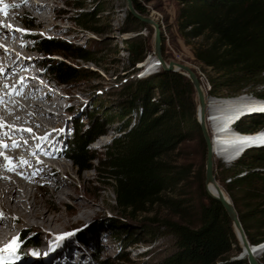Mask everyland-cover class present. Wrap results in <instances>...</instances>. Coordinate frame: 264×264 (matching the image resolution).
Here are the masks:
<instances>
[{
	"label": "rangeland",
	"instance_id": "1",
	"mask_svg": "<svg viewBox=\"0 0 264 264\" xmlns=\"http://www.w3.org/2000/svg\"><path fill=\"white\" fill-rule=\"evenodd\" d=\"M20 1L3 0V3L0 5V16L8 14L9 16L16 15L18 18L17 20L4 22L3 28L0 29V32L13 35L14 40L13 42H6L7 44L1 42L0 52L5 51V53H9L7 55H16L17 58L12 62L11 70H15V79L17 81L20 80L19 77L22 73L27 74L25 70L18 69L20 61L25 60L26 63L31 64L28 74L34 76L43 86L38 94L29 95V99L27 100L35 102L36 107L44 108L51 112V114L56 115L60 120L56 124L45 125V134H52L48 136L44 143L37 145V147L32 146L28 148V151L21 150V146H17V148L10 151L0 148V153L4 157L10 158L11 163L17 166L20 163L13 161L16 155L26 161L27 157L43 160L45 159L44 157H50L52 159L54 154L58 153V158L71 167V174L65 175L59 167L53 166L54 177L43 170L42 175L36 177V181L31 179L29 182L37 186L39 190L38 195L41 199L47 197L44 187L40 185L44 179L52 184L54 179L60 177L65 181L73 182L75 188L63 187L64 190L66 189L65 191H68V193L64 194L66 198L63 195L61 197L65 202L62 205V212L65 216L67 215L64 222L52 225L19 224L12 230L9 241L15 240L17 242L15 246L24 254H19V260L15 261V264H36L40 262L41 258L38 257V253H45L48 250L55 251L56 253L54 254L57 259L55 261L54 255H51L47 258L49 260L46 264H100L105 261L109 264L157 263L172 251L173 237L164 231L158 234L145 232L144 229L150 226L145 224L147 221H145L146 218L144 216L154 218L158 216L176 220L181 219L180 216L174 215V212L170 208L159 204H155L148 214L138 217H132L120 211L115 203L113 186L107 182V178L104 176L105 172L100 169L99 162V159L104 158L106 146L111 144L112 139L120 134V127L124 120L122 121L117 113L121 109L122 94L127 91L124 87L129 83H133L135 79H139L136 73L141 72L142 68L144 69V67L139 68L138 64L139 70H134L131 67L124 39L138 37V34L148 36L150 44L148 56L152 55L153 57L154 29L148 26L139 32L121 31L127 17L126 0H78L83 4V8H76L73 4L76 0H54L55 2L50 0V6L57 8L56 13L60 15V17L54 20L53 24H50V13L44 12L45 10L43 9L41 11L34 8L35 4L44 5L40 0H27L25 3H19ZM139 1L146 7L147 15L154 17L162 26V55L165 60H177L189 63L199 76L203 88L207 92V96H211L210 98L219 101L232 100L222 99L223 97L209 94L211 89L209 76L214 75V72L212 68L199 62L194 55V50L204 40L200 37L187 42L179 33L177 25L178 10L181 7L179 0ZM13 5H17L18 7H13ZM101 6L104 7V10L99 12L98 18H96L98 21L92 22V24L94 27L101 28L105 32L96 33L85 29L76 20L79 13L92 12ZM40 12L49 18L44 23L41 22ZM18 29L24 31H18ZM38 35L64 39L83 45L85 48L98 53L97 57L103 67L91 62L85 63L81 59H74L75 65L83 68L85 74L74 78L68 83H62L54 74L49 72V59L53 56L57 58H62V56L49 55L40 51L39 44L36 42ZM117 50H119V53H117ZM161 70L163 68L159 66L156 72ZM3 74L5 73H0V83L5 81ZM256 81L258 79L248 80L240 94H244L243 96L248 98H257L255 94L264 93V86L256 84ZM24 86L26 94L30 88V83L29 86ZM55 86H60L59 88L64 90V93L62 92L64 96L60 95V98H57L59 95L55 96ZM49 87L51 88V99L56 102L58 101L62 105L59 110L45 105L43 100H41V94L49 90ZM12 88L9 85L6 88H2V93L7 97L2 99L0 107L6 110H13V104L17 101H19L17 102L18 104H23L26 107V99L24 100L22 97L24 92L21 95H15L10 92ZM223 93H227L226 90H221L219 95ZM157 94H155L156 97H158ZM192 95L197 100L194 86ZM62 101L66 103V107H64ZM29 111V114H33V117L36 118L35 112L31 109ZM132 117V122H134L135 116ZM4 118L3 115L0 117V123L8 124ZM97 124H105L104 130L106 134L98 136L89 145L90 153L96 157L91 162L92 169H79L67 157L79 136L84 133V129L87 126L91 129ZM247 124L252 125L253 122L249 120ZM15 125V128L21 126L25 129H31L28 123L25 125L16 123ZM8 131L9 129L6 127L5 131L0 129V142L5 145L9 142L14 143L17 140L16 138L20 137ZM35 134H33L35 137L42 135L37 132ZM23 140L24 145H28L29 140L26 138ZM250 155L246 156V163L253 161ZM166 160L173 168L184 170L186 176L178 187L169 192V195L184 201L185 204H192L189 206L192 207L190 209V218L192 217L196 221V209L205 200L202 184L205 186L206 159L204 161L202 158L199 140H192L181 144L177 150L170 152L166 156ZM8 161L0 163L1 166L4 165L2 171L4 170L6 174L9 173L17 176L19 173L18 175L27 178L31 172L36 173L37 167L27 170L24 165L21 167V164L18 171H8ZM215 165L216 170L223 174H231L235 171L234 168H230V164L225 163L218 156L215 157ZM202 174L204 175V180H202ZM82 175H87V178L85 180L80 179L79 176ZM229 181L230 176H227L225 183ZM219 182L225 189V183L220 180ZM262 183L261 180H257L254 185L261 187ZM226 193L229 195L227 191ZM235 193L238 197L239 207L244 208L242 190H236ZM75 203L80 206L82 204L83 208L85 206L88 207L84 208L83 213L72 211V206ZM55 204L59 205L60 203L55 202ZM120 229H128L131 231V237L141 238L145 241L125 248L124 245L127 239H120L117 232ZM61 236H65V239H58ZM263 256L264 253L259 258ZM9 262L12 264L11 259H9Z\"/></svg>",
	"mask_w": 264,
	"mask_h": 264
},
{
	"label": "trees",
	"instance_id": "2",
	"mask_svg": "<svg viewBox=\"0 0 264 264\" xmlns=\"http://www.w3.org/2000/svg\"><path fill=\"white\" fill-rule=\"evenodd\" d=\"M132 1L140 13H148L139 0ZM179 3L177 25L181 36L187 42L200 37L204 40L194 50V55L214 72L209 76V94L238 96L248 80L258 79L256 84L264 86V0H179ZM73 4L83 8L78 0ZM103 10L101 6L92 12H81L76 20L85 29L103 33V29L92 24L98 21L96 18ZM147 27L127 12L121 31L139 32ZM138 35L124 39L128 61L134 70H139L137 64L144 62L150 52L148 36ZM36 42L40 51L62 56L49 59V72L62 83L85 74L83 68L75 65L74 59L103 67L98 53L83 45L42 35L36 37ZM124 89L127 91L122 94L121 109L117 113L124 121L119 136L112 139L106 146L104 158L99 159L100 169L113 186L115 203L120 211L138 217L148 214L155 204H159L180 216L179 220L144 216L147 221L144 223L150 226L144 229L145 232L158 234L164 231L173 237L172 251L155 264H249L247 259H232L242 250L232 221L203 184L205 200L196 209V221L190 218L192 207L189 206L192 204L169 195L186 177L184 170L173 168L167 162L166 156L170 152L185 142L198 139L202 158L206 159V145L196 118L197 101L192 95L190 80L181 73L163 69L135 79ZM221 90L227 93L219 95ZM255 97L264 99V93L255 94ZM132 116H135L134 122ZM249 120L252 125L247 124ZM104 126L97 124L91 129L87 126L72 146L67 158L77 168L92 169L91 162L96 157L90 153L89 145L98 136L106 134ZM236 128L242 132H258L264 128V113L243 118ZM249 154L253 161L246 163ZM230 168L235 171L223 174L215 165L216 178L225 183L226 177L230 176L225 189L249 241L252 244L264 242V147L247 150ZM257 180L263 182L261 187L254 185ZM240 189L244 208L239 207L235 193ZM117 232L120 239H127L125 248L145 241L131 237L128 229ZM259 260L264 264V256Z\"/></svg>",
	"mask_w": 264,
	"mask_h": 264
},
{
	"label": "bare ground",
	"instance_id": "3",
	"mask_svg": "<svg viewBox=\"0 0 264 264\" xmlns=\"http://www.w3.org/2000/svg\"><path fill=\"white\" fill-rule=\"evenodd\" d=\"M40 2H42V4L44 5H39L34 3L35 4L34 8H37L38 10L43 9L45 10L44 12L50 13V24H53L54 20L60 17V15L56 13L57 8H52V6H50L51 4L50 0H42V1L40 0ZM53 2L55 1L53 0ZM19 3H25V0H21ZM42 14L43 13L40 12L41 22L44 23L49 18L45 17ZM10 16L8 14L0 16V29L3 28L4 22L6 21L10 22L11 20L18 19L16 15H10ZM12 36L13 35L6 34L5 32H0V43L13 42L14 40ZM7 54L9 53H5V51L0 52V60H1L0 73H5L3 74V79L5 81L3 83H0V100L5 99V97H7L5 94L2 93L3 92L2 88L4 87L6 88V86L8 85L10 87H13L14 90L18 89L21 86L24 91L25 89L24 85H26L27 87V85L29 86L30 83L29 86L30 88L28 89V92L26 94L24 92V94L22 95L24 100L26 99L25 101L26 107L23 106V104H18L17 102L19 101L13 104L14 105L13 110L7 109L9 110L7 111L6 109L0 107L2 112L0 115L1 116L3 115L5 117L4 118L5 121H7L8 123L5 124L2 122L4 126L0 127V129L5 131V127H6L7 129H9L8 132L20 136L16 138L17 140L14 143L13 142L7 143L6 144L8 145L7 148H3V147L0 148H2L3 150L10 151L11 149L14 150L15 148H17V146L14 145H18L21 146V150L28 151V148L32 146L37 147V145L44 143L47 140L48 136H50L52 133L45 134L46 133L45 125L56 124L58 120H60V118H58L56 115L51 114V112L45 110L44 108L41 109V107H36L35 102L27 100L29 99V95L31 96L33 94H38V92L42 89L43 84H40L35 79L34 76H30L28 74V72L30 71L31 64L26 63L25 60L20 61L18 69L25 70L27 74L22 73L20 77L18 76L20 80L17 81L15 79L16 77L15 70H11V64L17 57L16 55H12V54L7 55ZM151 59L148 58L147 61H145L144 65L142 66L146 68L147 72H150L156 68L155 61L157 60V58L151 56ZM11 80L14 82H12ZM62 92L64 93V91ZM21 94L22 93H20L19 95ZM58 95L59 96L57 98H60L61 97L60 95L64 96V94L62 93ZM242 96L236 99L223 100V101L215 100L210 97L208 98V102H209L208 108L210 112L209 115L212 116V118L209 119V125L211 127L212 136L215 143L216 156L218 157L220 156L224 158L225 161L226 159L230 160V158L234 157L238 152L242 151L241 149L247 144L264 142V128L259 129L260 131L258 130V132L255 131L256 133L244 132L242 133L243 135L236 133L239 131L233 127H230L229 129L227 128L228 126H230V123L234 121V118L236 120L239 117L243 118L245 116H249L264 111V99L248 98ZM40 97L45 105L52 107L53 109L59 110V108L62 107L61 103L51 99V88L47 90L44 94H41ZM226 99H231V98H226ZM29 109L35 112V114L37 115L36 118L33 117V114H29L30 112ZM14 123L15 124L18 123L19 125L20 124L25 125L28 123L30 124L31 126L30 128L32 131L31 132L18 131V129H25V128L21 126L15 128L14 126L16 125ZM36 132L41 133L42 135L39 137H35L33 134H35ZM22 138L23 139L26 138L27 140H29L28 145L26 146L24 145V140ZM1 143L2 142H0V144ZM260 146H264V144L253 145L251 147H248L246 150H249L251 148H259ZM44 158L45 159L43 160V159H35L32 157H27L26 161H28V163L24 164L21 162L23 159L19 158V156L16 155L14 157L13 161L15 163H20L21 165L20 164L19 165L21 167H23L24 165V167L27 170H31L32 168L37 167V170L35 171L36 173L31 172L30 176H28L27 178L18 175L19 173L17 174V176H13L9 173L6 174L4 170L2 171V167H4V165L1 166L0 164V213L3 214V218H0V246L7 243H13V241H9L11 239L10 235L12 230H14L19 224L52 225V224H57L59 222L62 223L65 221L67 215L65 216L62 212V205L65 202L61 199V197L62 195L64 196L66 192L68 193V191H65L66 189L64 190L63 187L68 186L74 189L75 184L71 181H67V180L65 181L60 177L54 179V182L52 184L48 180L44 179L40 185L44 187L47 197H45V199H41L38 195L39 190L37 189V186H34L29 181L31 179L36 181V177L42 175L43 170L49 175H52L54 177L55 173L52 168L53 166L59 167L62 173L65 175L71 174L72 170L71 167L68 166V164H66L63 160H60L58 158V153H55L52 159H50V157L49 158L44 157ZM7 161L8 159H5L3 155H0V163L1 162L6 163ZM19 165L18 166L15 165L16 166L15 171L16 170L18 171ZM79 177L80 179L85 180V178H87V175H82ZM209 190L211 193H214L211 188H209ZM64 198L66 197L64 196ZM55 202H59L60 204L59 205L55 204ZM68 207L70 208V206ZM87 207L85 206L84 208ZM84 208L82 204L80 206L77 203H75L72 206V211H76V212L78 211L83 213ZM16 244L17 242L15 243V245ZM1 252L2 250L0 249V253ZM32 252L34 253V251ZM263 252L264 251L262 250L258 251V253L256 254L257 257L259 258ZM17 253L20 255H24L20 250H18ZM54 253L56 252L53 250L52 251L48 250L45 253L39 252L38 257L41 258H40V262H37L36 264L48 263L49 259L47 260V258H49L51 255H54L55 257ZM56 259L57 258L55 257L54 260L56 261Z\"/></svg>",
	"mask_w": 264,
	"mask_h": 264
},
{
	"label": "water",
	"instance_id": "4",
	"mask_svg": "<svg viewBox=\"0 0 264 264\" xmlns=\"http://www.w3.org/2000/svg\"><path fill=\"white\" fill-rule=\"evenodd\" d=\"M126 10L134 18L138 19L147 26H151L154 29L153 57L157 58V60L155 61L156 67L161 66L164 70L181 73L185 75L194 86L197 93L196 118L201 126L202 135L206 145V164H205V180H204L205 189L212 198L220 202V204L224 207L226 213L228 214L230 220L232 221L234 231L236 233L237 239L242 249L240 253L232 257V259H247L249 264H261L256 254L258 253V251L261 250L264 251V242H261L259 244H252L249 241L231 197L226 193L225 189L223 188V186L221 185V183L219 182V180L216 178L215 175L216 148L212 136V130L209 125V119L212 118V116L209 115L210 112L208 108L209 105L208 98L211 96H207V92L203 88L199 76L197 75L195 69L189 63L179 62L177 60H170V61L165 60V58L162 55L161 24L151 15L140 13L135 8L132 0H126ZM151 56L152 55H149L148 58H150ZM148 58H146L145 61H147ZM145 61L141 62L142 66L144 65ZM241 96L242 94H239L238 96H232L228 98L236 99ZM222 99H226V97H223ZM227 128L229 129L230 127L228 126ZM236 133L243 135L242 133L239 132ZM263 144L264 142L250 143L245 145L242 149L251 147L253 145H263ZM237 154H239V152ZM209 188H211L214 193H211Z\"/></svg>",
	"mask_w": 264,
	"mask_h": 264
},
{
	"label": "clouds",
	"instance_id": "5",
	"mask_svg": "<svg viewBox=\"0 0 264 264\" xmlns=\"http://www.w3.org/2000/svg\"><path fill=\"white\" fill-rule=\"evenodd\" d=\"M138 65H139V68H141L142 67V65H141V63H138ZM144 69H146V68H144ZM144 69L142 68V70H141V72L142 71H144ZM157 71V67L154 69V70H152V71H150V72H147V71H145L144 73H143V75H141V76H138L139 78H143V77H145V76H149V75H151V74H154L155 72ZM138 73L139 72H137L136 74L138 75ZM237 120V119H236ZM236 120H234V121H236ZM233 121V122H234ZM233 122L232 123H230V126L229 127H233V128H235L236 130H238L237 128H236V124L239 122H237V123H235V124H233ZM262 129V128H261ZM239 131V133H244V132H242V131H240V130H238ZM247 150H246V148H244V149H242V151H240L239 152V154H237V155H235L234 157H232V158H230V160H227L226 159V161L224 160V158H222V157H220L225 163H227V164H232L233 162H235L237 159H239L245 152H246Z\"/></svg>",
	"mask_w": 264,
	"mask_h": 264
},
{
	"label": "snow or ice",
	"instance_id": "6",
	"mask_svg": "<svg viewBox=\"0 0 264 264\" xmlns=\"http://www.w3.org/2000/svg\"><path fill=\"white\" fill-rule=\"evenodd\" d=\"M25 2H27V0H25ZM13 7H18V6L17 5H13ZM18 31H24V30L18 29ZM0 102H2V100H0ZM3 126L4 125L2 123H0V127H3ZM18 131H28V132H31L32 130L31 129H18ZM25 143H26V141H25ZM14 146H18V145H14ZM0 147L7 148L8 145L0 144ZM0 155H2V153H0ZM5 159H8L9 160V164L7 166V170L8 171H15L16 166L11 163V159L8 158V157H5ZM21 162L24 163V164H27L28 163V161H24V160H22ZM0 218H3V214L2 213H0ZM58 239L63 240V239H65V236H61ZM15 243H16V241L14 240L13 241V245ZM13 245H9V249H12L14 251Z\"/></svg>",
	"mask_w": 264,
	"mask_h": 264
}]
</instances>
